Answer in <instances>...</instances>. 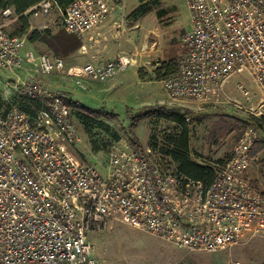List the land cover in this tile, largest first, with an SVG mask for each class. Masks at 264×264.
Wrapping results in <instances>:
<instances>
[{"label":"built area","instance_id":"built-area-1","mask_svg":"<svg viewBox=\"0 0 264 264\" xmlns=\"http://www.w3.org/2000/svg\"><path fill=\"white\" fill-rule=\"evenodd\" d=\"M183 1V54L160 80L163 90L177 104H219L229 80L243 74L257 93L249 110L264 119V0ZM115 7L112 0H74L60 10L42 0L20 16L55 9L63 31L79 37L104 27ZM117 9L121 27L125 17ZM25 38L0 24V264H99L90 235L111 225L197 253L264 240V194L249 174L250 153L262 140L256 129L247 128L221 163L205 165L214 171L209 181L184 174L160 147L130 136L90 158L78 148L68 84L86 90L124 72L129 57L67 66L26 48Z\"/></svg>","mask_w":264,"mask_h":264},{"label":"rangeland","instance_id":"rangeland-1","mask_svg":"<svg viewBox=\"0 0 264 264\" xmlns=\"http://www.w3.org/2000/svg\"><path fill=\"white\" fill-rule=\"evenodd\" d=\"M112 1L113 6L122 7V12L125 14L124 23H126L123 29L117 26V18L111 21L109 28L91 30L85 33L84 37L78 38L81 47L72 55L63 58L67 66L88 64L92 62L90 48L99 47L106 53L107 60L118 51L130 59V65L124 72L105 81L95 82L96 91H89L93 88L86 84L87 89L83 90L84 92L73 91V94H68L72 102L79 103L83 107L102 109L117 115V119L114 120L100 117L89 124L87 129L92 136L90 139V135L86 134V129L71 108L73 124L81 139L78 147L81 154H87L92 158L90 152L92 141L99 145L103 143L109 145L117 137L125 135L131 137L132 134L145 146H153L152 138L155 137L157 146L160 147L167 136H176L179 133L177 126L163 120H150L137 124L133 132H130L129 113L158 107L187 109L191 112L189 156L202 165L218 164L220 160L223 161L238 137L247 128L253 127L257 130L262 144L256 146L262 149L252 155L249 174L254 186L264 194V130L259 131L250 123V119L254 116L249 109L255 106L257 100L252 82L243 74L234 76L225 88L227 98L223 97L219 104L182 105L172 102L159 80H156L155 71L163 61L167 62L170 55L179 56L176 52L177 47L181 49L177 61L183 54L180 39L188 23V11L184 1L158 0L155 5L160 6L164 11L161 20L157 18L156 11L138 16L135 13L138 6L134 0H120L119 3L123 4L119 6L114 0ZM127 12L128 20H126ZM18 18L13 14L5 15L0 9V24H3L8 32L13 29V24L15 25ZM27 19L30 30L38 32L47 30L51 34L59 30L63 31L61 16L55 9H52L48 15L39 17L28 15ZM39 25H44L46 28H38ZM26 44L31 50L53 55L52 51L47 50L40 43L30 44L26 40ZM103 62L105 59H98V63ZM2 78L0 74V83ZM111 82L116 86H113L110 93L102 85ZM68 86L72 88L71 84ZM243 92L251 97L250 101L246 100ZM90 242L99 264H264L263 239H256L247 245L220 252L197 253L174 248L161 240L127 227L111 225L101 233L90 235Z\"/></svg>","mask_w":264,"mask_h":264},{"label":"trees","instance_id":"trees-1","mask_svg":"<svg viewBox=\"0 0 264 264\" xmlns=\"http://www.w3.org/2000/svg\"><path fill=\"white\" fill-rule=\"evenodd\" d=\"M40 1L42 0H0V9L2 11L10 9L15 16H20L24 11L36 5ZM72 1L74 0H54L56 8L60 10L66 8ZM135 1L138 3V8L135 11L138 16H143L151 11H156L155 14L157 18L161 20V17L164 15V11L160 8V6L155 5L158 0ZM135 13H133V15H135ZM9 34L11 36L18 37L25 36L28 43H40L47 50L52 51L54 56L61 58L72 55L81 46V42L76 36L68 35L62 30L57 31L54 34H51L47 30L44 32L30 30L29 21L23 16H20L16 20L15 25L13 24V29L9 31ZM176 66L177 62L175 64V60H168L167 62L162 63L160 67L155 71L156 80H161L167 76L172 75L176 71ZM26 104L27 103L18 102V108H20L21 110H25L27 106ZM68 105L75 112L76 117L86 129V134L88 135H90V130L87 129L89 124L95 122L100 117L113 120L117 119V115L102 109L94 110L91 108H86L79 103H74L72 101H68ZM3 108L4 103L0 94V111L3 110ZM190 114L191 112L189 110L181 108H147L129 113V129L130 132H133L137 124L150 120H163L175 124L179 130V133L176 136H167L162 145H160L161 150L174 158V160L179 165V169L184 174L196 180L209 181L214 174L213 169L211 167L196 163L189 156L188 146L191 123V120L189 119ZM250 123L258 130H264V119L252 117L250 119ZM131 137H133V141L136 144H139L134 134H132ZM89 138L91 139L92 136L90 135ZM117 138L115 139L117 140ZM152 141L154 144L153 146L158 145L155 137L152 138ZM260 144L262 143H258L256 145L260 146ZM108 146V144L103 143L102 145H99L95 141H92L90 152L96 153L98 151L105 150ZM259 146L253 148V151L250 153L251 157L252 155H255L257 151H261L262 148ZM221 162L222 160L219 161V163Z\"/></svg>","mask_w":264,"mask_h":264},{"label":"crops","instance_id":"crops-1","mask_svg":"<svg viewBox=\"0 0 264 264\" xmlns=\"http://www.w3.org/2000/svg\"><path fill=\"white\" fill-rule=\"evenodd\" d=\"M115 1V3H116V5H121V4H123V3H119V1L120 0H114ZM123 1V0H122ZM135 1V0H134ZM136 2V1H135ZM137 3V2H136ZM137 6H138V3H137ZM116 8V9H115ZM114 9V12L110 15V17L108 18V23L104 26V28H101V29H105V28H109L110 26L109 25H111V21H115L117 18H118V16H119V14L121 13V11L119 10V9H117V6L115 7ZM7 10H9L10 11V9H7ZM5 11V10H4ZM11 14H13L12 12H11ZM124 14V13H123ZM128 12L126 13V20H128L127 19V17H128ZM14 15V14H13ZM125 15V14H124ZM125 17V16H124ZM129 18V17H128ZM126 23V22H125ZM125 23L121 26L122 27V29H123V26L125 25ZM186 25H187V23H186ZM109 26V27H108ZM186 28H187V26H186ZM82 37H84V34L83 35H81ZM81 36H79V37H81ZM79 37H77V38H79ZM28 45V44H27ZM83 46V45H82ZM81 47V46H80ZM26 48H28V46L26 47ZM180 48V47H179ZM179 48L177 47V50H176V52L177 53H179V56H180V51H181V49L179 50ZM30 49V48H29ZM179 50V51H178ZM89 53H90V55H91V59H92V62H91V64H94V65H103L104 63H106L108 60H110L112 57H114L117 53H121V52H117L116 54H114V55H112L108 60L105 58L106 57V53L105 52H103V51H101L100 50V48L99 47H92V48H90V51H89ZM121 54H123V53H121ZM123 55H125V54H123ZM178 56V57H179ZM178 57H176V56H173V55H170V57H168V60H175V64H176V62H177V58ZM100 58H103V59H105V62H103L102 64H100V63H98V59H100ZM167 58V57H166ZM107 60V61H106ZM168 60H166V61H168ZM165 61H163V63H164ZM0 74H1V77L3 76V74L0 72ZM3 79V78H2ZM2 79H1V82H2ZM54 82H56L55 80H54ZM159 82H160V80H159ZM89 86L90 87H92L93 88V90H91V88H90V90L89 91H94L95 90V88L97 87V84H95V82H91V83H89ZM113 86H116L115 85V83L114 82H111V83H108L107 85H102V87L104 88V89H106V91H109L110 93L112 92V90H113ZM112 89V90H111ZM73 91H76V92H78V91H81V92H84L82 89H79V88H76V87H72V88H70L69 87V89L67 90V93L70 95V94H73ZM96 91V90H95ZM0 94H1V97H2V93H1V83H0ZM69 98H71V96L69 97ZM2 101H3V97H2ZM68 101H71L70 99L68 100ZM3 103H4V101H3ZM191 103H193V102H187V103H184V104H182V105H189V104H191ZM5 109V103H4V108H3V110ZM3 110H1L0 112H2ZM260 131V130H259ZM126 136V135H125ZM132 139H133V137H132ZM134 140V139H133ZM138 140V139H137ZM138 143H139V141H138ZM139 144H141V143H139ZM138 144V145H139ZM142 145V144H141ZM145 146V145H144ZM253 150V149H252ZM99 152V151H98ZM252 152V151H251ZM97 153V152H96ZM91 154H94V153H91ZM254 184V183H253Z\"/></svg>","mask_w":264,"mask_h":264}]
</instances>
